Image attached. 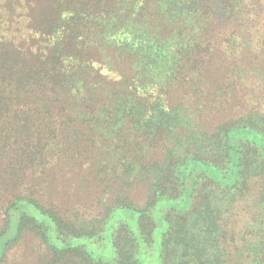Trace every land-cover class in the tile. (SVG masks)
I'll use <instances>...</instances> for the list:
<instances>
[{
	"label": "trees",
	"instance_id": "trees-1",
	"mask_svg": "<svg viewBox=\"0 0 264 264\" xmlns=\"http://www.w3.org/2000/svg\"><path fill=\"white\" fill-rule=\"evenodd\" d=\"M239 130L264 137V0H0V264L26 231L38 264H264Z\"/></svg>",
	"mask_w": 264,
	"mask_h": 264
},
{
	"label": "rangeland",
	"instance_id": "rangeland-1",
	"mask_svg": "<svg viewBox=\"0 0 264 264\" xmlns=\"http://www.w3.org/2000/svg\"><path fill=\"white\" fill-rule=\"evenodd\" d=\"M237 137L242 136L244 139H249L252 142H255L258 146H264V137L261 136L259 133L251 131V130H239ZM99 194V193H98ZM133 200L136 204H141L145 201L147 196L146 188L140 187L137 190H134L133 192ZM97 195L93 194V198H95ZM88 196L85 197V201L87 202ZM94 200V199H93ZM189 204V201L187 200V197L184 199H179L177 207L180 208H187ZM93 211L89 210L87 213L88 217H91ZM39 244L40 241L37 237L32 235L30 231H26L23 233L21 238L18 240V243L16 244L15 248L10 251L9 255L10 258L16 257L15 264H38L37 256H39ZM14 255V256H13ZM140 260L143 264H158V255L157 252H155L154 255L147 256L145 254L140 255ZM13 261V260H12ZM13 264V262H12Z\"/></svg>",
	"mask_w": 264,
	"mask_h": 264
}]
</instances>
